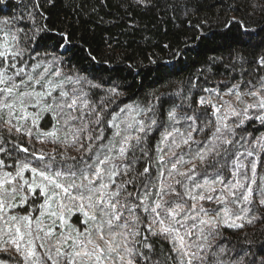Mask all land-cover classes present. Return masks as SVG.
I'll list each match as a JSON object with an SVG mask.
<instances>
[{
  "label": "snow or ice",
  "instance_id": "snow-or-ice-1",
  "mask_svg": "<svg viewBox=\"0 0 264 264\" xmlns=\"http://www.w3.org/2000/svg\"><path fill=\"white\" fill-rule=\"evenodd\" d=\"M13 7L0 18V264H264V245L238 235L264 221V56L212 87L124 104L80 74L84 60L98 74L89 53L79 68L56 54L70 34L48 51L38 0H0Z\"/></svg>",
  "mask_w": 264,
  "mask_h": 264
},
{
  "label": "trees",
  "instance_id": "trees-1",
  "mask_svg": "<svg viewBox=\"0 0 264 264\" xmlns=\"http://www.w3.org/2000/svg\"><path fill=\"white\" fill-rule=\"evenodd\" d=\"M38 2L51 28L48 51L59 33L70 34L71 52L60 48L56 54L71 56L70 66L79 68L89 53L98 74H91L86 60L89 73L80 74L93 83L107 81L101 95L103 89L118 86L124 104L163 102L190 83L203 84L205 76L209 83L204 86L212 87L228 79L226 69L254 67L251 62L264 56V0H146L139 7L137 0ZM19 12L17 7L0 11V18ZM238 235L247 238L241 243L258 251L264 245V221L247 225Z\"/></svg>",
  "mask_w": 264,
  "mask_h": 264
}]
</instances>
